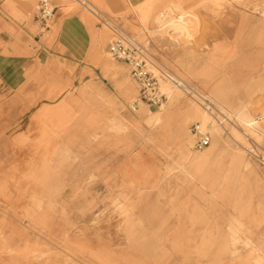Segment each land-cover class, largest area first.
Returning a JSON list of instances; mask_svg holds the SVG:
<instances>
[{
    "label": "rangeland",
    "instance_id": "obj_1",
    "mask_svg": "<svg viewBox=\"0 0 264 264\" xmlns=\"http://www.w3.org/2000/svg\"><path fill=\"white\" fill-rule=\"evenodd\" d=\"M39 1L22 0L10 30L38 33ZM53 4L51 105L0 160V264H264V0ZM112 27L225 120L169 82L161 105L133 110L139 84L109 52Z\"/></svg>",
    "mask_w": 264,
    "mask_h": 264
},
{
    "label": "crops",
    "instance_id": "obj_2",
    "mask_svg": "<svg viewBox=\"0 0 264 264\" xmlns=\"http://www.w3.org/2000/svg\"><path fill=\"white\" fill-rule=\"evenodd\" d=\"M19 7L23 8L22 0H0V160L5 159L7 142L15 131L40 110L45 114L42 108L52 102L53 50L44 40L46 30L33 33L22 22H18L20 29L10 30L14 15L21 13ZM61 22L60 14L55 24L61 27ZM80 93L88 95L92 90L83 86Z\"/></svg>",
    "mask_w": 264,
    "mask_h": 264
},
{
    "label": "built area",
    "instance_id": "obj_3",
    "mask_svg": "<svg viewBox=\"0 0 264 264\" xmlns=\"http://www.w3.org/2000/svg\"><path fill=\"white\" fill-rule=\"evenodd\" d=\"M54 14L53 0H40L38 2L34 19L39 25L40 32H44L50 27ZM113 30L116 35L109 44V52L115 59L129 66L133 78L139 84L138 99L131 104L133 110L138 108L141 102L161 105L167 99L162 83L169 82L198 102L214 120L218 122L225 120L226 114L217 108L208 95L171 70L157 65L150 52L136 38L122 32L119 28H113ZM192 129L196 136L194 146L196 150H203L210 145L211 133L203 128L201 123L195 124Z\"/></svg>",
    "mask_w": 264,
    "mask_h": 264
},
{
    "label": "bare ground",
    "instance_id": "obj_4",
    "mask_svg": "<svg viewBox=\"0 0 264 264\" xmlns=\"http://www.w3.org/2000/svg\"><path fill=\"white\" fill-rule=\"evenodd\" d=\"M254 1V0H253ZM89 7V6H88ZM90 9H91V7H89ZM168 8V7H167ZM93 10V9H92ZM162 14H164V13H162ZM197 112H198V110H197ZM205 119V118H204ZM206 120V119H205Z\"/></svg>",
    "mask_w": 264,
    "mask_h": 264
}]
</instances>
